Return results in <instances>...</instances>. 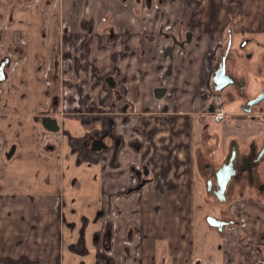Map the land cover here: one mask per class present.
<instances>
[{
  "label": "crops",
  "instance_id": "obj_1",
  "mask_svg": "<svg viewBox=\"0 0 264 264\" xmlns=\"http://www.w3.org/2000/svg\"><path fill=\"white\" fill-rule=\"evenodd\" d=\"M14 1L22 3L0 0V55L6 51L16 62L5 86L4 113L10 115L2 119H8V127L0 120V128L11 144L19 145L9 163L0 157L5 186L0 196V264H102L104 249L113 264H264V193L236 199L241 227L231 225L223 235L212 230L202 220L211 198L201 185L191 157L194 140L182 117L193 110V102L179 108L183 113L173 114V120L163 121L153 99L159 67L170 77L177 74L169 83L178 97L191 94L193 100L207 74L209 46L227 26L254 40L260 35L264 46V0H152L149 8L139 0H35L26 8H16ZM179 22L194 32L190 86L183 52L176 48L168 53L171 40L159 33L161 25L171 31ZM17 38L22 55L15 50ZM55 56L63 128L35 139L31 113L49 102ZM109 76L116 77L120 92L110 88ZM125 87L130 107L118 162L113 164L108 153L73 155L78 142L70 137L81 138L88 131L78 134L74 124L101 128L114 113L117 130L124 131L119 107ZM178 97L170 101L176 104ZM23 100L31 104L21 107ZM243 124L228 127L218 141L224 146L230 139L264 131L261 123ZM137 128L154 132L148 152L149 142L142 152L132 145ZM128 144L136 151L130 161ZM170 151L174 154L168 159ZM142 159L152 165L155 178L137 190L130 166Z\"/></svg>",
  "mask_w": 264,
  "mask_h": 264
},
{
  "label": "flooded vegetation",
  "instance_id": "obj_2",
  "mask_svg": "<svg viewBox=\"0 0 264 264\" xmlns=\"http://www.w3.org/2000/svg\"><path fill=\"white\" fill-rule=\"evenodd\" d=\"M34 1L35 0L26 2V0H21L23 4L15 3V1L14 3L16 8H20V6H22L21 8H26ZM53 1L54 0H52V2ZM151 1L152 0H139V2L145 5V7L147 6V8H149L148 4H150ZM165 1L166 0H160L159 3L163 4ZM11 4L12 3H10L7 8L9 10L10 21L13 22L15 11L12 10L15 9V7ZM190 5L196 7L197 3H191ZM179 23L180 24L177 25V28L171 31H165L164 25H161L159 33L161 36L171 40V45L166 48L168 53H172L176 48L183 52V67L190 69V77L187 78V84L190 86L192 84L189 80L191 78V70L194 61L191 59L192 53L190 52L189 47L193 44L194 32L191 30L190 25H186L183 22ZM3 36L4 29H0V43L3 42ZM255 46L260 49V54H258V58L252 62V58L256 51ZM15 50L21 55L24 53V49L19 47L18 38L16 39ZM56 58L57 56H55L53 70L49 72V81L51 82L49 102L44 108L31 113V118L34 124L32 130L36 132L33 133L32 136L35 139L36 137H49L50 134L60 133L63 128L61 119L65 112L63 111L62 105L63 95L60 92V65ZM8 59L9 64L4 67L7 77L4 81L0 82V100L3 101V106L2 108L0 107V120L4 118V116L10 115L4 113V107L6 108L7 106L5 86L11 81L12 72L15 69L16 62L10 53L4 51L0 55V66H2V63ZM205 64L207 74L203 84L201 88L198 89L197 93L193 94V100L190 98L191 102H193V110L185 113L182 117L185 119L184 122H187L188 124V132L190 133L191 140H194V152L191 157L194 156L195 158V168L198 172L199 178H202V180L200 179L201 185L204 192L211 198V202L206 204V207H213L214 204H216L219 211V214H215L207 209L206 214H202V220H204L212 230L214 229L218 235H223L226 233V229L229 226H226L224 232L221 233L217 228L212 227L209 224L207 218L209 216H215L223 221L234 220L235 222L233 225L238 224L239 227H241L243 225L241 212L239 210L241 205L239 201L236 202V199L238 197L249 199L252 198L251 196L253 193H264V131L260 135L247 139H230L224 143L221 154L217 159H214L213 156L209 155L205 148L210 146L208 143L209 141L211 142L215 135L216 137L222 136L226 130H228V127H233V123H236L237 125L243 122L244 126L250 127L260 121L261 125L264 127V100L260 103H251L253 99L264 93V48L261 41L254 40L252 35H249L246 32L237 33L232 26H227L222 32V38L213 44H210L205 57ZM223 66H225L226 73L233 78H226L217 73ZM157 71L159 74L158 79L160 85L157 86L156 89L167 88V93L163 98H156L155 89L153 91V99L155 100V104H158V112L162 116L163 121H170L174 119L172 117L173 114L183 113L179 110L180 107L176 106L177 103L173 104V102L170 101L173 97H178L177 90H174L169 83L170 79L173 80L177 74L172 75V78L167 75V69L157 67ZM214 74L216 75L214 76ZM256 75L259 77L262 76L260 82L261 85L255 93H252L250 92V77ZM107 82L113 91L118 90V92H120V90L117 89L116 77L109 76ZM128 92L129 89L127 90L125 87L124 92L120 93L121 99L124 98V101H122V104L119 107L121 122L126 130L124 129L122 132L117 130V116L114 113H110L107 117L105 126L90 129L81 138H73V136H71V139L70 137L71 142L72 140H79L77 141L78 147L75 149L77 152L102 155L108 153L112 157L113 164L118 162L119 152L123 149L124 136L127 133V115L130 107V102L127 98ZM24 95L25 94H23L22 97H24ZM179 97L175 99L178 100ZM234 106L239 108L243 115L242 117L235 116ZM220 107H228L231 111L220 110ZM45 117L57 119L60 126L59 131L53 132L48 130L43 125V118ZM18 123L19 126L23 125L22 121ZM213 124L223 126L220 130H216L213 128ZM19 129L20 128H17L16 132L19 133ZM153 133L154 132L137 128V137L133 140L132 144L133 147L140 149L137 150V152H142L147 145V142H149V145L146 146V149L144 150L145 152L150 150V142L154 143ZM0 139L2 141L0 145L1 160L9 163L13 158L17 157L19 145L17 143L11 144L6 137V133L1 128ZM38 143V140H36V144ZM37 146H39V144ZM93 148H96L97 150L95 151ZM11 150H13L12 153ZM173 154V151H170L165 154V157L171 159L173 158ZM229 165L234 173L231 180L227 183L225 191L220 192L218 195L217 192L219 191L220 186L217 175L218 171L220 169L227 172L230 171L231 169ZM151 166L150 163H147L143 159L138 163L134 162L131 164V174L135 181V186L138 185L136 188L137 190L142 189L145 186V182L148 183L150 179L154 180L155 176L152 173L153 168ZM4 187L5 186L0 182V196ZM219 196L225 198V201L221 200ZM103 241L105 243L107 239L104 238ZM255 247L256 246H254V248ZM103 254L104 256L102 257L104 260L102 264H113L109 250L104 249Z\"/></svg>",
  "mask_w": 264,
  "mask_h": 264
},
{
  "label": "rangeland",
  "instance_id": "obj_3",
  "mask_svg": "<svg viewBox=\"0 0 264 264\" xmlns=\"http://www.w3.org/2000/svg\"><path fill=\"white\" fill-rule=\"evenodd\" d=\"M256 38H257V40H259L260 39V35H257ZM263 48H264V46H263ZM258 54H260V49H258L256 47L255 55L252 58L253 59L252 62H254L258 58ZM257 76L258 75L254 76V77L253 76L250 77V80H251L250 92H252V93H255L259 89V87L261 85L260 82L262 80V76H260V77L259 76L257 77ZM36 98L38 99L39 96H37ZM190 98H191V94H183V95H181L180 98H179V102L176 104V106L177 107H180V109H184V110L187 109L186 107L188 106V101L190 100ZM30 104H31V102H28L26 100H23L22 101V104H21V107H23L24 105H27L28 106ZM226 108H228V107H226ZM226 108L220 107V110L231 111V109H229V108L226 109ZM234 108H235V114H236L235 116L242 117L243 115L241 114V111L239 110V108H237V106H234ZM26 113H28V111ZM1 114H2V112H1ZM1 121H2L3 124H5L6 127H8V122H7L8 119H6L4 122H3V119H1ZM259 123H260V121H259ZM3 124L0 123V125H3ZM222 126L223 125L213 124V128H215L216 130H220V128ZM235 126H236V123H233V127H235ZM71 127H72V125H70V128ZM74 127H75L74 128L75 131H77L78 134H80V133H82L84 131L90 130V129H87V126H85V127L84 126H81V125L76 126V124H74ZM213 138L211 140V144L209 143L210 146H207L208 150L206 149V151H207V153H210V155L213 156L214 159H217V158H219V156L221 154V151H222V148H223V144L220 143L221 141L220 142L218 141V138H220L219 136L218 137H215L214 136ZM127 149H129V154L130 155H133L132 158L129 159L128 161L133 160L136 157V151L134 152V150L131 148V146L129 144L127 145ZM77 153L78 152L75 150L73 152V155L74 154L77 155ZM76 164L77 165H80L79 162H77ZM124 164L127 165V162H125ZM207 209L211 213L219 214L218 206L216 204H214L213 207L212 206H209ZM231 230H235V228H232Z\"/></svg>",
  "mask_w": 264,
  "mask_h": 264
},
{
  "label": "water",
  "instance_id": "obj_4",
  "mask_svg": "<svg viewBox=\"0 0 264 264\" xmlns=\"http://www.w3.org/2000/svg\"><path fill=\"white\" fill-rule=\"evenodd\" d=\"M1 39V37H0ZM9 64V59L7 61H5L4 63H2V66H0L1 72H0V82L4 81L6 79V73L4 71V67L5 65ZM220 76L226 77V78H230L232 77L231 75L226 73V69L225 66H223L218 72H217ZM217 74V76H218ZM216 74H214L215 76ZM233 78V77H232ZM231 83V82H229ZM228 84V82H227ZM264 92V91H263ZM167 93V88H157L156 89V98H163ZM264 100V93H262L261 95H259L258 97H256L255 99L252 100L251 103H260L261 101ZM43 125L50 131L53 132H57L60 129V126L58 124V120L51 118V117H45L43 118ZM93 150H97L96 148H93ZM13 152V150H11V153ZM230 167V165H229ZM231 169V167H230ZM232 170V169H231ZM223 171V170H219L218 171V180H219V191L217 192V194L219 195L220 192L225 191V187L227 185V183L231 180L232 175H233V170L232 171ZM224 195V194H223ZM219 198L223 201H225V198H223L222 196H219ZM209 224L212 227L217 228L221 233L224 232V229L226 226H230L234 224V220H230V221H223V220H219L218 218H216L215 216H209L207 218Z\"/></svg>",
  "mask_w": 264,
  "mask_h": 264
},
{
  "label": "trees",
  "instance_id": "obj_5",
  "mask_svg": "<svg viewBox=\"0 0 264 264\" xmlns=\"http://www.w3.org/2000/svg\"><path fill=\"white\" fill-rule=\"evenodd\" d=\"M29 1H32V0H26V2H29ZM26 2H25V3H26Z\"/></svg>",
  "mask_w": 264,
  "mask_h": 264
}]
</instances>
